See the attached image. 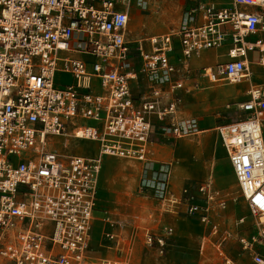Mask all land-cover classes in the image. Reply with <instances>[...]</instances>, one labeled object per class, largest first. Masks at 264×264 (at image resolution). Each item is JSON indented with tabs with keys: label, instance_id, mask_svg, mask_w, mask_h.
Listing matches in <instances>:
<instances>
[{
	"label": "built area",
	"instance_id": "built-area-1",
	"mask_svg": "<svg viewBox=\"0 0 264 264\" xmlns=\"http://www.w3.org/2000/svg\"><path fill=\"white\" fill-rule=\"evenodd\" d=\"M137 1L0 0V264H125L89 255L95 223L108 250L124 240L119 221L98 209L103 158L150 161L155 125L174 139L199 133L180 115L191 58L230 37L229 60L202 77L212 86L240 84L246 52L264 51L262 40H246L264 33V0H233V9L200 3L193 25L131 42ZM246 95L238 118L216 127L248 212L235 221L236 234L209 224L215 209H226L210 182L162 200L165 213L210 225L220 264H239L225 251L231 240L252 264H264V86ZM65 137L95 143V154L50 149L51 139ZM172 231L146 234L145 244L162 255Z\"/></svg>",
	"mask_w": 264,
	"mask_h": 264
},
{
	"label": "rangeland",
	"instance_id": "rangeland-1",
	"mask_svg": "<svg viewBox=\"0 0 264 264\" xmlns=\"http://www.w3.org/2000/svg\"><path fill=\"white\" fill-rule=\"evenodd\" d=\"M206 1L208 0H138L137 3L133 4L131 10V34L128 39L132 41L152 35L175 33L183 26L193 25L197 22V15L194 11L200 3ZM229 1L233 2V0ZM224 44H228V41H224ZM215 50L203 51L199 59L210 54L211 64L214 66ZM70 56L81 59L83 57L76 54H70ZM191 61L192 64L188 67L185 79V90L193 96L189 105H192V108L195 105L200 112L202 110L200 105L203 103L202 116L211 119L214 116L217 121L216 126L233 122L239 115L237 105L244 99V96L238 94L241 93L247 82L238 87L236 91L224 85L217 87L209 85L202 77V72L204 68L211 66L197 65L193 58ZM57 77L66 79L64 76ZM222 87H224L223 91H230V93L218 95L214 92ZM223 97L226 98V101L222 102L218 109L212 111L211 109ZM181 106L182 113L180 115L189 118L183 100ZM80 124H85V122H80ZM209 132H199L198 134L202 135L200 139H204L205 136L210 138ZM213 133L218 146L217 153L213 149L208 150L205 154V161L208 163L209 171L216 172L219 170L221 173L222 166L226 164L227 160L220 139L217 137V132L213 131ZM200 135L195 134L174 139L163 132L158 125H155L150 135L151 149L154 150L155 155L150 161L129 162L108 156L103 158L99 176L100 185L98 186L100 201L98 209L106 208L111 212L114 220L119 221L122 226L120 232L125 238L123 250H115L112 247V249L107 250L108 252L106 251L105 256L120 258L125 264H220L214 246L218 236L210 235L209 224L219 223L234 236L237 232L235 221L242 216L248 217L245 203L230 173L229 175L226 172L224 175L222 174L223 187L220 189V194L226 201V209L219 211L215 209L217 211L210 215L208 225L202 224L196 219L186 218L181 214H167L162 207V200L166 195L179 196L183 189L195 191L202 183L198 181L196 176H181L174 173V170L182 165V161L174 157L173 153L176 144L185 141L193 142ZM54 140H50L55 142L50 149L59 151L64 155L74 154L91 157L97 149L96 144L91 141L76 140L72 137L60 139L63 146H60L59 140L58 142ZM177 152L185 156L187 163L184 164L190 165L189 152L183 151L181 147H177ZM193 165L190 168L192 172H196L197 167L193 168ZM195 165L197 164L195 163ZM168 227L172 228L173 231L171 236L167 238L165 251L160 255L156 246L145 244L144 237L146 234L153 238L163 236ZM104 239L101 225L95 223L92 230L93 244L99 247ZM106 246L111 247V244L106 243ZM224 247L226 253L239 264H252L249 256L240 251L234 240L226 243ZM89 255L92 257L100 256L93 252Z\"/></svg>",
	"mask_w": 264,
	"mask_h": 264
},
{
	"label": "crops",
	"instance_id": "crops-1",
	"mask_svg": "<svg viewBox=\"0 0 264 264\" xmlns=\"http://www.w3.org/2000/svg\"><path fill=\"white\" fill-rule=\"evenodd\" d=\"M206 2H210V3L218 6L219 8H228V9H233L234 8L233 2L229 1V0H213V1L208 0ZM206 2H204V3H206ZM238 9L241 10V11L248 12V13L259 12V9L256 8V7H246V8L245 7H238ZM131 20L132 19L130 17V22H129V26H128V33H127L128 37L131 34V30H130ZM138 39H140V38L134 39L131 42L136 41ZM246 40L250 41V42H254L256 40H262V42L264 43V33L263 32H258L253 37H247ZM225 41H228V44H224L223 43L214 52V54H215V57H214L215 65L216 64L225 63V62H227L229 60L228 51L232 47L230 37H227L225 39ZM200 55H199V57H200ZM199 57H193V59H197V60L194 61L195 64L200 65V66H211V67L213 66L211 64L212 59H210V57H211L210 54L205 56L203 59L202 58L199 59ZM191 60H192V58L188 62V65H187L188 67L190 66V64H192ZM244 61H245V65H246V68H247V75H246V78L244 80H242V82L244 81L243 83H241L238 86H236L237 84L236 85L220 84V85H224L225 87L226 86L230 87L234 91H236L238 87H240L242 84L247 82L246 85H244V87L242 88L241 93L238 94L240 96L241 95L244 96V99L241 102H243L244 100L247 99V95L246 94H247V91L250 88L264 86V51L263 52H259L258 50L248 51V52H246V55L244 57ZM229 85H231V86H229ZM215 86L217 87L219 85H215ZM223 88L224 87H222L219 90L214 91V92L216 94H218V95H228L230 93V91L225 92V91H223ZM185 92L186 91L182 92V100L184 101L186 110L188 112V116L187 117H189V118H186V119L194 120L199 132L210 131L208 133L210 135V138H209V136H205L204 139H200V137H202V135L197 133L196 135H200V136L198 137V139L194 140L193 142L185 141V142H180V143L176 144L175 148H174V151H173L174 157H176L177 159L181 160L182 161V165H179L177 167V169L174 170V173H176L177 175H181V176H196V178H198V181L202 182L200 185H202V184H204L206 182H210L211 185H212L213 190L220 194V192H221L220 189L223 187L222 174L224 175L225 172H226L227 175H229V173H230V175H232L236 186H237V183H236V180H235L231 165L229 163V160H228V158L226 156L225 151H224L225 159L227 160V162H226V164H223L222 169H221V173L219 172V170L216 171V172L215 171H211V170L209 171L208 163H206V161H205V159H206V155L205 154H206V152L208 150L213 149L214 152L217 153L218 146H217L216 141L214 140L215 139V135L213 133V131H216L217 121L215 120L214 116H212V119L208 118L206 116H202L203 113L201 111H204L203 107H202L203 103H202V105H200L201 109H202L200 112H198V109L196 108L195 105H193L194 107L192 108V105H189V104H191L193 96L188 94L187 92L186 93ZM224 101H226V98L223 97L221 99V101L219 103H217V105H215L214 108H212L211 110L214 111V110L218 109V106ZM181 104H182V102H181ZM180 109H181L180 113H182V106L180 107ZM238 114H239V111H238ZM185 115H187V114H185ZM201 124H202V127H200ZM262 131H263V134H264V120L262 122ZM217 137H219L218 133H217ZM205 139H208V140H205ZM59 143H60V140H59ZM220 143H221V141H220ZM221 146H222V144H221ZM177 147H181L183 149V151H185V152L188 151L189 152L190 165L189 164L188 165L184 164V163H187V160H185V156L180 155L177 152ZM223 150H224V148H223ZM151 152H152V155H151V159H152V157L155 155V152H154V150L152 151V149H151ZM117 159H119V158H117ZM122 160H124V159H122ZM220 160H218V161H220ZM126 161H128V160H126ZM129 162H134V161H129ZM195 163L197 165H195ZM192 164H194L193 168L197 167L196 168V172H192V169L190 168V166ZM213 172H214V174H213ZM99 176H100V174H99ZM220 196L223 197L222 194H220ZM98 201H99V198H98ZM99 203H100V201H99ZM103 210L107 211L108 213H111L106 208H103ZM98 217H99V219H101L100 214L98 215ZM121 228H122V226H121ZM101 229H102V232H103V227L102 226H101ZM124 245H125V238L123 240L122 248H119L117 250H123ZM91 248H92L93 253H98L100 255L99 257H93V259L94 258H97V259H105V258L106 259H111V258L105 256L106 252L104 254L99 252L100 251L99 247L95 246L93 244V242L91 243ZM107 250L108 249H106V251ZM113 258L116 259L117 257H113ZM117 259H120V258H117Z\"/></svg>",
	"mask_w": 264,
	"mask_h": 264
},
{
	"label": "bare ground",
	"instance_id": "bare-ground-1",
	"mask_svg": "<svg viewBox=\"0 0 264 264\" xmlns=\"http://www.w3.org/2000/svg\"><path fill=\"white\" fill-rule=\"evenodd\" d=\"M142 27H144V26H142ZM90 57H87L86 59H89ZM194 60H197V59H194ZM250 75V74H249ZM244 82V81H243ZM243 82H241V83H243ZM240 83V84H241ZM240 84H231V85H236V86H238V85H240ZM231 85H229V86H231ZM215 88V87H214ZM77 134H78V136H80V132H77ZM62 139V138H61ZM60 144V146H63V144L61 145V143H59ZM63 148V147H62ZM59 150V149H58ZM59 152V151H58ZM210 180V179H209ZM171 183V182H170ZM98 186H99V176H98ZM195 203L196 204H201V205H203L204 203H203V201H202V199L201 198H195ZM99 240H100V238L98 239V242H99ZM106 241H102L101 243H100V245H99V252H101L102 254H104L105 252H106Z\"/></svg>",
	"mask_w": 264,
	"mask_h": 264
}]
</instances>
